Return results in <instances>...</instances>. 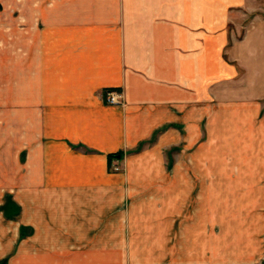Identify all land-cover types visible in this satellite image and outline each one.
<instances>
[{
    "label": "crops",
    "instance_id": "1",
    "mask_svg": "<svg viewBox=\"0 0 264 264\" xmlns=\"http://www.w3.org/2000/svg\"><path fill=\"white\" fill-rule=\"evenodd\" d=\"M6 8L0 264H264V0Z\"/></svg>",
    "mask_w": 264,
    "mask_h": 264
},
{
    "label": "built area",
    "instance_id": "2",
    "mask_svg": "<svg viewBox=\"0 0 264 264\" xmlns=\"http://www.w3.org/2000/svg\"><path fill=\"white\" fill-rule=\"evenodd\" d=\"M104 101L109 105H117L123 103V94L117 88H107L104 92Z\"/></svg>",
    "mask_w": 264,
    "mask_h": 264
},
{
    "label": "rangeland",
    "instance_id": "3",
    "mask_svg": "<svg viewBox=\"0 0 264 264\" xmlns=\"http://www.w3.org/2000/svg\"><path fill=\"white\" fill-rule=\"evenodd\" d=\"M6 1L7 0H0V15L4 16L6 15ZM5 21V20H4ZM6 33V24H1L0 23V48L4 47V43L6 42L5 40L2 39V34H4L5 37Z\"/></svg>",
    "mask_w": 264,
    "mask_h": 264
},
{
    "label": "trees",
    "instance_id": "4",
    "mask_svg": "<svg viewBox=\"0 0 264 264\" xmlns=\"http://www.w3.org/2000/svg\"><path fill=\"white\" fill-rule=\"evenodd\" d=\"M110 156H115V155H110Z\"/></svg>",
    "mask_w": 264,
    "mask_h": 264
}]
</instances>
